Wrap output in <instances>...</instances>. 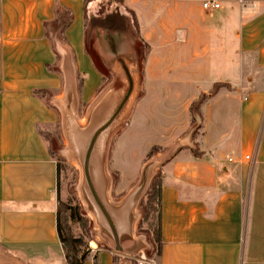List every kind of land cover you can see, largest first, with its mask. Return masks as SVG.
Listing matches in <instances>:
<instances>
[{
	"label": "crops",
	"instance_id": "obj_1",
	"mask_svg": "<svg viewBox=\"0 0 264 264\" xmlns=\"http://www.w3.org/2000/svg\"><path fill=\"white\" fill-rule=\"evenodd\" d=\"M104 1L85 7V0H0V264H68L58 234V165L44 133L58 126L72 132L83 168L91 137L117 109L102 96L104 74L86 47V15L97 16ZM204 1L123 0L120 6L125 15L135 13L147 46L127 122L148 99L166 103L158 127L165 140L151 143L150 150H160L144 161L139 182L113 202L101 138L123 108L100 132L91 172L111 203L123 250L115 249L85 188L110 245L91 247L84 264H114L115 254L141 251L135 211L147 167L162 172L163 243L149 264H264V0H215L216 9ZM58 5L73 14L63 43L69 61L46 33ZM95 34L100 54L121 51L128 38L125 30L95 28ZM203 96L195 133L190 107ZM85 115L91 118L81 125Z\"/></svg>",
	"mask_w": 264,
	"mask_h": 264
},
{
	"label": "rangeland",
	"instance_id": "obj_2",
	"mask_svg": "<svg viewBox=\"0 0 264 264\" xmlns=\"http://www.w3.org/2000/svg\"><path fill=\"white\" fill-rule=\"evenodd\" d=\"M101 11L102 9L99 8V12ZM127 16L132 20L131 12H129ZM126 32L128 38L121 51L119 49V51L100 54L98 46H95V44L99 43L94 37L97 34L93 35V30H91L90 27L88 28L89 38L86 39L87 50L93 55L95 62L104 74V83L101 88V92L103 91L102 96L108 94L107 98L113 101V103L108 106L113 110L116 109L119 105V100L128 89L130 79L126 74L125 65L129 67L134 82V89L125 103L121 114H119L108 129V132L101 138L102 149L105 150L106 168L111 179L110 195L113 202H120L123 199V194L139 182L144 168V161L147 165L152 154L160 150L155 149L150 153L149 148L151 143L155 144L165 140L159 133L158 127H160V122H165L166 120L161 115H168L164 112L168 104L156 103L153 99H148L146 103H141L136 107L132 118L127 122L128 116L133 110L134 102L138 96V84L142 76L143 59L147 54V46L140 40L139 31L134 25H131L130 29H127ZM100 36L99 34L97 37L100 38ZM60 45L61 52L59 56L63 58V60L66 59L69 61L67 57L70 58V53L67 52L66 45ZM199 99L200 98L197 100ZM102 100L103 99L99 100L97 105H99ZM96 106L94 105V108ZM88 107L89 106L82 105V111H89ZM170 108L173 107L170 106ZM174 109L175 113L179 114L176 112V108ZM191 114L192 113H190V115ZM231 115L234 114L231 113ZM106 116L108 117L109 115H105L104 117ZM81 118V125H87L91 115H85V117ZM44 136L47 139L51 151H53L52 154L54 158L63 161L57 187V199L58 202L67 203L71 208V212L69 213L73 214L72 216L68 214V225L71 231L78 236L84 237L82 249L87 254H89L91 247L105 248L109 246L110 244L107 236L101 231L96 217L93 214V207L86 199L88 196L83 181V168L79 157L74 152L71 145L72 132H70V135H67L64 128L58 126L45 132ZM158 172V168L154 169L148 167L147 171H145L148 184L136 205L135 211L137 217L135 223V237L138 240L137 242H139L138 244L141 251L137 254L126 256L139 259V255L144 252L148 260L142 264H149L148 261L158 258L153 235V231L157 225L156 211L152 210L150 212L152 215L150 219L148 218L150 221L145 219L142 225H139V221L143 215V206L146 203L147 190ZM117 183H119L118 187ZM121 188L123 189L120 190ZM74 209H77L76 211L86 220H79L77 215L74 214ZM138 264H140L139 260Z\"/></svg>",
	"mask_w": 264,
	"mask_h": 264
},
{
	"label": "trees",
	"instance_id": "obj_3",
	"mask_svg": "<svg viewBox=\"0 0 264 264\" xmlns=\"http://www.w3.org/2000/svg\"><path fill=\"white\" fill-rule=\"evenodd\" d=\"M91 0H85V7L88 2ZM123 4V0H105L100 9L101 12L97 16L88 17L87 20V39L89 38L88 28L91 30L95 28H101L108 31H121L130 29L131 25H134L138 31V21L135 13L131 12L132 20L125 14L120 11V6ZM55 18L53 21L46 24V33L51 38L53 47L57 52L58 56L60 55L59 47L60 44L66 42L65 30L71 24L73 20V14L70 9L57 6L55 8ZM87 45V40H86ZM60 57V56H59ZM82 80H80V85H82ZM206 97L200 98L192 103L190 107L193 129L196 133L200 128L201 118V105L204 102ZM199 111V112H198ZM45 134V133H44ZM160 146H153L150 150V153L155 149H160ZM53 153V151H51ZM61 159H57L58 165V174L60 177V172L62 170ZM161 185H162V172L159 171L158 174L151 181L150 186L147 190L146 203L143 206V215L139 221V225H142L144 220L147 221L151 218V211L154 210L157 213V225L153 231L154 242L156 243L157 255H160L162 249V237L160 230V195H161ZM70 206L65 202H58L57 215H58V234L62 242L63 249L65 252V257L68 264H84L87 258V253L83 251L82 247L84 245V237L74 234L69 225H68V214L72 216L70 211ZM77 209H74V214L77 215L79 220H86L80 215ZM150 215V217H149ZM149 218V219H148ZM150 221V220H149ZM114 264H138V259L136 257H126L120 254H115Z\"/></svg>",
	"mask_w": 264,
	"mask_h": 264
},
{
	"label": "water",
	"instance_id": "obj_4",
	"mask_svg": "<svg viewBox=\"0 0 264 264\" xmlns=\"http://www.w3.org/2000/svg\"><path fill=\"white\" fill-rule=\"evenodd\" d=\"M126 67V66H125ZM127 70V68H126ZM128 75L129 72L127 70ZM130 77V76H129ZM133 89V82L130 78V87L123 99V101L121 102V104H119V106L117 107L114 115H112V117L109 119L108 122H106L101 128H99L96 133L91 137L86 152H85V156L83 159V175H84V185L86 188V191L88 193V195H90V197L93 199L94 203H95V208L97 209V211L99 212L103 223L105 224L104 226L107 227L112 235L113 238L115 240V249L117 251H122V247L120 245V241H119V233H118V229L117 226L113 220V217L111 215L110 212V206L111 203L108 201V198L106 197L105 192L103 194L100 193L99 189L97 188V185L95 183V179L93 177V174L91 172V156L97 141V138L100 134V132L105 129L117 116V114L120 112V110L123 108V106L125 105V103L127 102L131 92ZM145 183V176L143 177L141 183L136 187V189L132 192V195L135 197L137 196ZM102 195V196H101Z\"/></svg>",
	"mask_w": 264,
	"mask_h": 264
},
{
	"label": "built area",
	"instance_id": "obj_5",
	"mask_svg": "<svg viewBox=\"0 0 264 264\" xmlns=\"http://www.w3.org/2000/svg\"><path fill=\"white\" fill-rule=\"evenodd\" d=\"M203 6L206 8V9H216V8H219L220 7V3L218 1H215V0H211V1H204L203 3ZM247 158H250V156H247ZM139 262L140 264L144 263V262H147V256L144 252H142L140 255H139Z\"/></svg>",
	"mask_w": 264,
	"mask_h": 264
}]
</instances>
